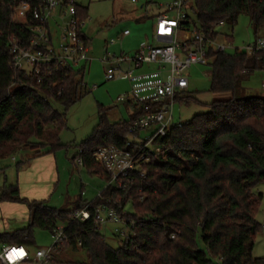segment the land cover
I'll use <instances>...</instances> for the list:
<instances>
[{"label": "trees", "instance_id": "16d2710c", "mask_svg": "<svg viewBox=\"0 0 264 264\" xmlns=\"http://www.w3.org/2000/svg\"><path fill=\"white\" fill-rule=\"evenodd\" d=\"M18 1L0 0V159L18 151L41 155L46 149L56 152L65 147L60 133L67 127L66 111L87 89L84 67H60L40 82L35 74L13 67L10 40L26 37L25 23L12 20ZM78 10L87 20V8L79 5ZM194 12L195 22L189 15L192 24L205 32L223 20L234 26L241 14L249 17L255 32L264 29V0H195ZM227 38L232 43V36ZM209 58L211 91L229 93V98L207 104V112L174 124L166 136L154 139L153 147L145 150L149 161L132 173L125 189L108 185L91 202L79 199L73 207L55 208L23 197L17 184H5L0 202L27 204L30 221L25 228L1 232L0 244L31 246L34 228L53 232L64 223L69 240L52 248L53 263L73 264L67 253L82 249L87 264H264V258L252 254L263 229L257 220L263 195L253 190L264 182V95L247 94L243 87L252 73L264 69V51L249 55L212 48ZM143 113L134 104L126 121L108 122L102 116L80 145L83 166L109 180L104 166L94 159L95 149L111 145L124 149L133 138L129 149L138 152L134 145L141 133H130L129 125ZM77 157L72 158L74 165ZM129 202L133 213L128 216L141 224L118 247L108 243L93 217L86 221L72 217L86 205L92 214L103 204L123 212Z\"/></svg>", "mask_w": 264, "mask_h": 264}, {"label": "built area", "instance_id": "2783aa9c", "mask_svg": "<svg viewBox=\"0 0 264 264\" xmlns=\"http://www.w3.org/2000/svg\"><path fill=\"white\" fill-rule=\"evenodd\" d=\"M128 1L133 4L140 2ZM79 5L78 0H41L35 6L24 0L16 2L12 20L25 23L26 37L13 36L10 40L9 51L13 55V67L21 72L35 74L39 82L44 77L53 75L60 67H84L86 72L87 64L92 60L91 45L82 31L86 20L79 16ZM163 7L165 11L157 14L155 19L153 39L147 36L134 53L115 54L106 47L107 54L101 59L102 63L109 64L106 81L119 79L130 83V89L117 100L143 108V115L129 125V132L135 134L153 129L143 141H137L134 145L138 152L129 149L134 144L132 139L127 140L124 149L115 145L95 149L94 159L108 173V185L114 184L120 189H125L132 173L141 171L142 164L149 161L146 148H152L154 139L166 136L174 125L172 108L176 99L188 98L190 81L187 69L194 64L208 65L210 49L224 52L227 48L218 42L217 28L225 24L224 20L213 31L205 32L192 24L185 10L187 0H173ZM173 10V15L168 12ZM122 33L117 39H111L108 46L121 42L125 36L130 35V30L125 29ZM237 50L246 51L249 55L264 51V35L246 45L244 50ZM262 89L264 90V81ZM79 151L81 154L82 151ZM80 154L75 159L76 166L83 165ZM12 159L15 160L16 156ZM97 196H101V192ZM107 200L112 203V199ZM72 217L82 221L93 217L100 230L103 225H119L114 233L120 242L130 239V230L141 224L139 219L129 217L124 210L119 212L116 207L112 208L107 204L97 206L93 214L90 205H86L75 210ZM52 233L53 244L47 249L38 248L33 253L23 244L3 245L0 264H61L51 261V250L68 242L65 224H58ZM81 244L79 242V246Z\"/></svg>", "mask_w": 264, "mask_h": 264}, {"label": "rangeland", "instance_id": "374dc122", "mask_svg": "<svg viewBox=\"0 0 264 264\" xmlns=\"http://www.w3.org/2000/svg\"><path fill=\"white\" fill-rule=\"evenodd\" d=\"M81 1L88 7V18L85 21L83 31L88 34L91 39L92 60L87 64L84 77L87 89H85L84 95L78 102L66 111L67 127L60 133L61 140L65 144V147L58 150V152H63L65 155V162L68 160L67 168L69 171L64 173L61 169L60 182L58 183L57 177L53 185L54 187L55 185L57 186V190L51 197V200L46 201L48 206L55 208H61L65 203L64 200L61 201L58 198V195L61 194V199H64L68 194L66 189L69 190V195L71 196V202L66 206H73L79 201H75V198L79 199L81 196L82 199H95L98 193L108 186V179L104 175L92 174L83 165H74L72 163V158L78 156L80 145L92 135L94 129L101 123L102 116L106 117L108 122L125 121L131 117L129 115L131 112L129 103H121L117 100L120 95L126 93V91L130 89V86L126 83L127 81L125 82L124 80L112 79L106 81L105 75L109 64L102 63L101 59L107 54L106 47H108L111 53L119 54L121 50L130 53L132 50H135V44L124 39V41L121 42L123 43L122 45L116 42L108 46L109 41L111 39H117L125 27L129 30L140 28V33L145 38L150 36L153 39L152 36L154 34L152 30L153 19L149 15H145V10L141 7L143 3L142 0H140L138 4H133L128 0ZM163 6L161 7L165 11ZM194 6L195 0H189L185 10L187 14L191 15L192 20L195 22L197 16L194 12ZM168 12L172 15L174 14V10L173 12ZM149 14H151V12H149ZM217 30L219 31L218 42L227 46L226 51L229 53H234L236 49L244 50L246 45L253 43L258 36L264 35V29L255 32L250 24L249 17L245 14L240 15L234 26L229 22H225V24L219 26ZM228 35L233 38L232 44L229 43L227 38ZM153 44H155V42H153ZM186 72L189 75L188 80L190 81V88L187 96L191 99L195 98V100L188 101L189 98H187V100L182 98L176 99L172 108L174 124L187 122L191 120L193 116L207 112V104L216 100H226V98L230 97L229 93L220 94L211 91L212 66L210 64H194L191 68L187 69ZM252 76L253 75H251V77ZM251 79L254 80L253 87L259 89L261 82L259 74ZM247 81L248 79H246L244 83H247ZM57 108L59 111H63L62 106H58ZM152 130L153 129L150 128L141 131L140 138L137 140L140 142L143 141L147 135L152 133ZM130 138H132V136ZM28 153L34 154L31 150L18 151L8 158L0 159V170L6 165L9 179H12L15 175H11L10 172L17 171V165L22 164L21 157ZM13 156H16L15 160L12 159ZM60 166H62L61 159ZM253 191L263 195L257 214V220L262 225L263 229L255 238L252 254L255 257L264 258V182L257 184ZM9 203L12 204L6 205L7 207L4 206V208L0 210V229L6 227L4 226L5 224H8V232L27 227L30 217L28 205L20 202H8V204ZM124 212L129 214L133 213L132 202L126 205ZM60 224L64 225V223ZM117 226L119 225L114 223L107 224L103 225L100 230L105 235L108 243L113 247H118L120 245V239L114 233V229ZM34 235L35 243L31 244V246H27L31 253L38 248L47 249L53 244L54 234L49 230L46 231L40 228H34ZM1 248L2 245L0 244V251ZM67 255L70 259L75 261L73 264H87L86 252L82 249H79L77 252L70 251Z\"/></svg>", "mask_w": 264, "mask_h": 264}, {"label": "crops", "instance_id": "0c3cea01", "mask_svg": "<svg viewBox=\"0 0 264 264\" xmlns=\"http://www.w3.org/2000/svg\"><path fill=\"white\" fill-rule=\"evenodd\" d=\"M78 1H79V4L86 7L87 11H88V7L86 6V4L84 5V3H82L81 0H78ZM142 1H143V3L141 5V7L145 10V15H149L153 19V21H152V30H153L157 14L164 12V10L161 6L167 2H171L172 0H142ZM152 8H155L156 10L152 9ZM149 12H151V14H149ZM147 24H149V23H147ZM125 29H128V28L125 27L121 31L120 35L123 34L122 32ZM139 29L140 28H135L134 30L130 29V35L125 36L123 38V40L121 41V42H123L125 39V40L131 41L132 43L135 44V47H134L135 50H132V52H130V53H134L135 51H137L138 48L140 47L141 43L145 40V37L140 33ZM82 31H83V29H82ZM84 34L88 38L90 45H91L90 36L88 34H86L85 32H84ZM121 42H119V43L122 45L123 43H121ZM122 52L127 53L124 50H121L119 54H121ZM115 54H117V53H115ZM256 72H258V73H256ZM254 73H255V75H254ZM254 73L251 74V75H253L252 77L250 75L247 78L248 79L247 83H244V86H243L244 90L246 91L247 94L264 95V90L262 89V83L264 81V69H258ZM258 74L260 76L261 82H260L259 89H255L253 87L254 86V82H253L254 80H252L251 78L258 76ZM126 81L127 80H125V82ZM126 83H128V85L130 86V83L128 81ZM128 103H129L130 111H131L129 113V115H131L134 111V106L132 105V103H130V102H128ZM122 121H124V120H120L118 122H122ZM137 141L138 140H136V142ZM64 156L65 155L63 154V152H61V153H60V151L59 152L58 151L52 152L49 149H46L44 151V153L41 155H35L32 153H28L25 156L21 157L22 164L17 165V167H16L17 171L16 172L15 171L10 172L11 175L12 174L15 175V176H13L12 179H9V175L7 174V169H6V165H5L0 170V194H1L5 184H7V185L17 184L20 188L21 195L23 197L27 198L28 200L29 199L40 200V201L51 200V197L54 195V193L57 190V186L56 185H55V187L53 186L55 179L57 180V177H58V183L60 182L61 169L64 171V173H67L69 171V169L67 168V161L68 160L65 162ZM60 159H61L62 166H60ZM66 192L68 194L66 197H64V199L63 198L61 199V194L58 195V198L61 201H63V200L65 201L63 206H66L67 204H70V202H71V196L69 195V190L66 189ZM79 199H82L81 196L79 197ZM79 199L75 198V201H77ZM82 200H86V201L91 202L94 199H92V200L82 199ZM11 204L12 203L8 204V202H0V210L3 209L4 206L7 207L6 205H11ZM73 206H71V207H73ZM29 221H30V219H29ZM4 226H6V227H4V228L1 227L2 229H0V233L8 230L7 229L8 224H5ZM1 245L3 246L5 244H1Z\"/></svg>", "mask_w": 264, "mask_h": 264}]
</instances>
